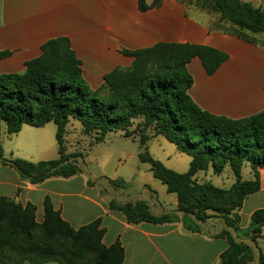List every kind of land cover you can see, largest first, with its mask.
<instances>
[{
  "label": "trees",
  "instance_id": "16d2710c",
  "mask_svg": "<svg viewBox=\"0 0 264 264\" xmlns=\"http://www.w3.org/2000/svg\"><path fill=\"white\" fill-rule=\"evenodd\" d=\"M161 2L153 0L150 5L147 0H137L138 11L147 13ZM196 5L205 11L219 12L223 21L239 29V34L241 31L264 33L263 8L242 0H196ZM41 51L39 57L25 63L23 72L0 74V165L8 163L34 185L50 178H70L82 173L78 165L81 155L66 153L64 144L71 118L81 123L86 135L97 133V144L117 131H124L130 137L128 129L132 120L141 119L143 148L149 140L145 132L153 129L155 136L164 137L191 157L189 170L177 173L150 156L147 149V155L140 153L141 161L151 165L154 177L167 187L169 194L177 197V210L156 216L144 201L125 204L112 201L110 208L121 212L129 224L182 221L190 231H197L206 223L207 211H217L226 227L220 235L228 242L219 264L255 261L257 240L264 228V208L252 214L246 230L240 228V217L235 212L249 195L261 190L258 169L264 168V110L246 118L230 119L203 111L189 94L193 77L188 64L199 58L211 76L227 60L225 53L190 43H157L148 48L123 50L125 56L133 58V63L129 68L118 67L104 76L108 95L100 97L99 91L92 90L86 82L82 61L70 38H52L41 46ZM11 55V51H0V60ZM51 122L57 127V159L37 163L4 159L3 133L11 137L24 125L40 128ZM246 163L251 167L252 180L242 178ZM226 167L235 177L229 190L195 180L200 172L209 169L219 176ZM227 197L230 207L219 210L218 205ZM43 206L41 246L15 247L0 238V264H76L88 252L95 256V264H124L125 253L120 243L109 247L103 244L104 231L99 221L76 230L54 209L50 198L44 200ZM35 214V205L23 206L1 197L0 237L4 232L15 236V232H20L29 238L35 226ZM60 234L77 245L69 256H61L54 250L53 238ZM257 262L264 264L263 253L258 254Z\"/></svg>",
  "mask_w": 264,
  "mask_h": 264
},
{
  "label": "crops",
  "instance_id": "0c3cea01",
  "mask_svg": "<svg viewBox=\"0 0 264 264\" xmlns=\"http://www.w3.org/2000/svg\"><path fill=\"white\" fill-rule=\"evenodd\" d=\"M75 1L76 3L74 0L69 1L71 11L68 16L59 18H80L75 15V11L79 12V7L82 6H77V0ZM118 1L116 7L110 10L108 15H103V18H113L118 23L123 18H129L124 12L132 6L130 1ZM242 1L264 9V0ZM147 3L151 5L153 0H147ZM161 5L182 6L185 10L189 6L186 10L188 17L146 18L153 9L147 13L138 12L139 18L145 19L139 20L133 32L131 31L133 39L129 42V48L143 49L157 43H190L221 51L228 58L211 76L199 58H194L188 64V71L193 77V86L189 91L193 101L203 111L230 119H242L263 111L264 33L241 31L239 34V29L231 23L203 14L204 12L197 8L196 0H162ZM47 7L55 8L54 5L47 4V0H0V40L4 37L10 40L7 46L0 41V51L12 52L9 58L0 60V68L7 69L0 70V74L24 71L25 63L39 57L42 53L41 46L52 38L68 37L72 40L73 31L76 29L72 25L63 28L61 21L55 24L51 21L52 17L46 20L49 13ZM55 13L53 9V18ZM84 14L85 18H94L88 9ZM112 27L111 29V26H107L106 33L112 32L117 38L124 39L127 30H122L118 25ZM83 33L84 31L81 34ZM81 44L83 47V40ZM79 48L81 47L75 45L74 48L73 45L81 60L84 55L90 56V60L85 61L83 65V71L88 84L94 89L103 84L107 73L117 67H130L133 63V58L115 53L114 56L109 55L106 60L103 57L98 61L97 54L93 51L83 55ZM25 127L26 125L11 137L3 133V136L13 143L8 150L3 144L6 161L23 159L37 163L59 157L57 140L55 153L52 138H46V134H52V128L46 130V134L42 130L36 139L26 141L28 155L27 151H21L18 142H22L20 137ZM56 132L57 128L53 133L55 139ZM33 148L37 149L39 157L31 153ZM128 156L131 158L132 155ZM138 160L144 163L140 154ZM258 172L261 190L249 195L242 208L235 212L240 217L239 226L242 230L248 229L252 214L264 208V168H259ZM142 173L143 170L139 167L134 170L135 175L145 179L143 182L139 179L140 191L136 192H132V176L112 180L87 174L83 168L82 173L76 176L50 178L34 185L23 178L13 166L5 163L0 165V198H9L23 206L31 203L39 213L43 212L44 200L50 198L54 209L76 230L99 221L100 228L104 231L103 244L109 247L120 243L125 253L124 264H219L221 254L228 248L227 240L220 235L226 230L223 222L201 224L197 231L187 230L182 221L161 224L142 222L134 225L129 224L121 212L110 208L112 201L119 204L144 201L156 216L176 211V196L170 198L174 204L171 209H164V205L157 200V179L151 171V165L152 178H147ZM252 179L253 173L250 180ZM113 181L119 182V186L113 185ZM169 195L168 193V197ZM233 236L236 237L235 234ZM261 236L257 240L256 259L252 264H257L259 253L264 254V228Z\"/></svg>",
  "mask_w": 264,
  "mask_h": 264
},
{
  "label": "rangeland",
  "instance_id": "374dc122",
  "mask_svg": "<svg viewBox=\"0 0 264 264\" xmlns=\"http://www.w3.org/2000/svg\"><path fill=\"white\" fill-rule=\"evenodd\" d=\"M69 1L70 0H47V4L54 5L55 8L47 7L49 13L46 16V20L50 19L49 17H52L51 21L55 24L61 21L60 25L63 28H67V25H72L76 29V31H73V38L71 42H73L74 48L75 45L81 47L79 48V50L83 52V55L93 51L95 54H97L96 59L100 61L103 57L106 60L109 55L114 56V53L117 55H124L123 50L132 49L129 48V42H131V40L133 39L131 36L133 33H131V31L136 26V23L139 20L143 21L145 19L139 18L140 16L138 13L139 11L137 7V0H127V2L130 1L132 6H130V8H126L124 14L129 18H123L119 23L114 21L113 18H103V15H108L110 10L116 7L119 2L118 0H77V6H82V8L79 7V9L81 10L79 12L75 11V15H78V17L80 18H59V16H68V13L71 11ZM127 2L125 1V3ZM74 3H76L75 0ZM197 8L201 10V12H204L203 14H207L210 18H221L219 12H209L205 11V9H201L199 7ZM53 9H55L56 11L54 18ZM86 9H88V12L92 16H94V18L84 17ZM152 9V13L146 18H187L188 13L186 12V10L189 9V6L186 7V10L182 6L173 7L169 5H160L158 7H153ZM112 25H118L121 26L122 30H127L125 32V35L123 36L124 39L117 38L112 32L106 33L105 28L107 26H111L112 29ZM82 29L84 31L83 34H81L83 32ZM82 40L83 47L81 44ZM0 41L2 44L7 46V43H9L10 40L9 38L4 37ZM88 60H90V56L84 55L83 59L81 60L82 67L85 64V61L87 62ZM0 70L7 69L0 68ZM90 88L92 90H98L100 93V97H105L106 95H108V91L104 87V81L99 88L94 89L91 86ZM141 125V119H133L131 126L128 129V132L131 135L130 137H126L124 131H117L109 133L102 143L97 144V133L86 135L83 132L81 123L71 118L67 126V132L64 135L66 153L80 154L81 157L78 159V165L83 168V171L85 173L91 174L92 176L105 177L110 178L112 180L132 176V192L140 191V182H143L145 180L144 178H139L137 175L134 174V170L138 169V167L143 170V176H146L147 178H152V173H150V165L148 163H140V161L138 160V155L142 152L145 153L146 149L147 152L154 159L161 161L166 167L177 173H185L189 170L191 157L185 153L180 152L174 144L167 141L164 137L155 136V132L153 129H148L145 132V135L148 136L149 140L145 142L146 146L144 149L141 145ZM45 126L40 127L42 128L40 129L26 125L24 133L20 137V139L22 138V142H18L22 149L21 151L28 150V147L25 144L28 139H36L35 137H38L40 132H43L42 130H44L45 133L46 130H50L52 128L51 135L46 133L45 134L47 140H49V136L50 138H52V145L54 148V152L56 153V139L53 133L55 128L57 127L53 122L48 123ZM34 132H37V134H35ZM39 138L45 139V137ZM13 140L17 141V139ZM2 143L4 144L6 150H8V148H10L13 144L5 136H3L2 138ZM26 153V155H28V151ZM31 153L36 154V157H39V154H37V149L33 148ZM129 154L132 155L131 158L128 156ZM144 155H147V153H145ZM145 170L146 172H144ZM242 178L244 180H250L252 178V170L248 163H246L243 168ZM139 179H141V181ZM195 180L199 184L210 182L217 187L224 188L227 190H229L235 183V177L229 167H226L223 173L219 176L214 175L212 169H209L206 172H200L196 176ZM155 182L158 186L157 200L160 202V204L164 205V209L173 208L174 204L172 203L170 198H174L175 195L170 194V197H168L166 186L163 185L160 181L156 180ZM15 202L18 203L17 201ZM229 207V197H227V200L224 203L218 205L219 210L225 208L228 209ZM206 214L208 216L206 224L218 223L219 221L221 223L223 222L221 217L222 215L219 214L217 211H207ZM43 221L44 206L42 213H39L36 208V214L34 217L35 226H33L31 236L29 238L20 232H15L16 236L9 232H4L0 237L1 241H5L11 246L15 247H40L44 237V232L42 229ZM4 231L7 230L5 229ZM53 242L54 250L58 252L61 256H69L70 252L77 249V245L70 238L64 236L63 234L56 235L53 238ZM76 264H95V256L92 253L88 252L85 257L76 261Z\"/></svg>",
  "mask_w": 264,
  "mask_h": 264
}]
</instances>
